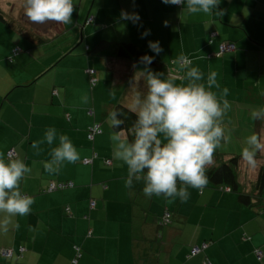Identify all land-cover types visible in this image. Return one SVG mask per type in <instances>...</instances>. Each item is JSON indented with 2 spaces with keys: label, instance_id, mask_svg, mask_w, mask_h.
I'll return each instance as SVG.
<instances>
[{
  "label": "crops",
  "instance_id": "0c3cea01",
  "mask_svg": "<svg viewBox=\"0 0 264 264\" xmlns=\"http://www.w3.org/2000/svg\"><path fill=\"white\" fill-rule=\"evenodd\" d=\"M23 4L0 0V9L18 30L37 33L45 42L34 44L0 23V157L6 160L13 149L32 169L20 190L34 203L29 215L11 217L7 231L0 228V251L14 252L11 259L0 252V264H264V213L254 214L236 194L211 185L203 191L189 188L186 203L146 198L142 181L126 188L127 168L112 157L108 122L117 104L129 107V82L144 67L116 56L122 44H132L159 63L148 67L163 73L161 79L186 83L184 70L172 64L181 54L204 73L205 83L210 70L218 73L220 90L229 89L231 109L223 118L230 139L216 152L241 157L245 139L253 133L264 145V121L251 116L264 107V0H220L212 15L188 17L181 16L183 6L162 0H73L67 25L33 24ZM122 10L137 13L139 22L121 19ZM221 10L223 16H216ZM145 31L150 34L142 38ZM149 41H158L163 51L153 53ZM224 43L236 50L219 56ZM15 47L20 53L10 62ZM89 69L95 71V87ZM138 90L146 91L143 79ZM94 123L103 133L89 141L87 131ZM50 127L57 130L51 147L58 145L59 135H67L80 155L78 162L65 163L52 175L42 166L50 159V146L42 144L39 155L31 148ZM95 153L98 158L85 165L84 159ZM260 155L264 147L257 151L255 167L242 160L245 192L251 191ZM53 183L71 186L45 193ZM166 211H171L172 223L160 229ZM3 220L0 214V224ZM205 243V251L186 260L193 247Z\"/></svg>",
  "mask_w": 264,
  "mask_h": 264
},
{
  "label": "clouds",
  "instance_id": "9594fccd",
  "mask_svg": "<svg viewBox=\"0 0 264 264\" xmlns=\"http://www.w3.org/2000/svg\"><path fill=\"white\" fill-rule=\"evenodd\" d=\"M166 5H181V16L188 17L198 13L212 15L220 0H162ZM24 15L33 24L55 22L72 23L74 12L73 0H24ZM216 16H223V11H215ZM121 19L138 23L137 13L122 10ZM167 26V22H165ZM150 31L142 34L146 36ZM149 49L159 55L163 51L159 42L148 43ZM153 57L144 55L138 64L144 65L129 82L131 103L129 111L136 119L131 127L121 128L127 115L120 109L108 114L112 128V157L122 162L127 168L124 186L131 188L135 182H143V194L146 198L163 196L165 199H178L186 203L190 198L189 188L203 191L209 183L207 166L214 162V154L230 139L225 135L223 118L231 109L226 98L229 89L220 90L217 82L218 73L209 71L205 81L204 73L192 67V60L181 54L172 60L184 70L181 77L186 83L177 84L174 78L161 79L163 73L152 71L148 66ZM135 67V65H134ZM143 79L146 91L138 90ZM215 87L219 93L211 91ZM264 95V93H262ZM88 98L84 97V103ZM254 120L264 121V107L252 111ZM116 129H120L116 131ZM57 140V130L48 128L42 140L33 141L31 148L35 154L42 151L45 142L50 146V159L42 162L48 174H58L65 163L75 164L80 160L77 149L67 135H59L58 145L51 147ZM246 146L241 150V159L255 167L256 154L264 145L257 134L245 139ZM32 169L21 159L9 156L7 161L0 157V214L4 216L0 228L7 231L11 217H25L31 213L34 200L20 190L21 182ZM16 227L20 225L17 223Z\"/></svg>",
  "mask_w": 264,
  "mask_h": 264
},
{
  "label": "trees",
  "instance_id": "16d2710c",
  "mask_svg": "<svg viewBox=\"0 0 264 264\" xmlns=\"http://www.w3.org/2000/svg\"><path fill=\"white\" fill-rule=\"evenodd\" d=\"M92 19V18H90ZM0 23L6 25L9 28H13V29H17V23L16 21H14L11 16H9L8 14H6L5 12H3L0 9ZM93 23V19L92 22H90L89 24ZM18 30V29H17ZM19 34H21L22 36L26 37L29 41H31L34 44H39V43H43L45 42V39L40 35H38L37 33H34L32 31H26L23 32L22 30H18L17 31ZM227 44V43H224ZM223 45V44H222ZM221 45V46H222ZM233 45V44H232ZM220 46V48H221ZM236 50V48H235ZM19 49H17L16 47L11 49V54L9 57V61L13 62L14 58L20 53L18 52ZM234 51V50H233ZM230 51L221 53L220 49H219V56L228 53ZM146 55L145 53H143L142 51H140L136 46L132 45V44H122L119 49L117 50L116 56L120 59H131L133 61H139V58ZM151 65H155L158 66L159 63L156 62L155 60H153ZM88 72V76L90 78V84L92 87H95L97 84V80L95 78V71L94 70H87ZM30 87V86H29ZM28 88V86H27ZM55 92V90L53 91ZM120 109L121 111H124L127 115V119H125L123 116H118V119H122L124 120V124L121 126V128L123 129H127L129 127H131V125L134 123L136 116L134 113H131V111H129V107L123 103H119L117 104V106L113 109ZM89 115H94L93 111L90 110L89 111ZM68 120H70L68 118ZM70 122V121H69ZM120 129H116V131H119ZM102 129L100 127L99 123H94L92 127H90L89 131H87V138L89 141H93L95 136L97 134H101ZM11 156L13 158H16V152L12 149L10 151L7 152L6 155V160L7 158ZM98 158V154L95 153L94 157H92L91 159H84V164L85 165H91L94 162V159ZM261 160L259 161V163H257L258 165V170L255 176V179L253 182H249L250 186H251V191L249 192H245L244 190H246V186L245 185H241V167H242V159L240 156L234 155V156H228L224 153H220V152H215L214 154V162L207 166L206 168V174L208 176L209 179V183L207 185H211L217 189H222V190H227L229 192H232L234 194H236L240 200L241 203H243L244 205H246V207H248L250 210H252L254 212V214H262L264 213V156L260 155ZM85 161H88V163H86ZM107 161V159L105 160ZM111 161H107V164L110 165ZM55 188L53 189H47V191L45 193H52V192H56L59 190H63L66 188H60V185H63V183H59V184H55L53 183ZM52 185V184H51ZM94 203H92V206L94 207ZM168 215V217H167ZM172 223V213L171 211H166L162 217H160V221L158 226L160 227V229L167 227L168 225H170ZM160 236V235H159ZM209 243H205L202 246H195L193 247L190 252L186 255V260H190L193 257L199 255L200 253H202L203 251H205L208 247ZM198 248L199 251L196 254H193V249ZM77 254H80V248L79 247H75ZM7 250V249H1L0 252ZM12 255L10 257H4L2 255L3 258L5 259H11L14 256V252H12ZM256 256L258 258L259 261H261L262 258V252L261 250H257L255 251ZM81 255V254H80ZM79 255V256H80ZM78 256V258H79ZM75 263H77V260L74 261ZM206 264H211L210 262L206 263Z\"/></svg>",
  "mask_w": 264,
  "mask_h": 264
},
{
  "label": "built area",
  "instance_id": "2783aa9c",
  "mask_svg": "<svg viewBox=\"0 0 264 264\" xmlns=\"http://www.w3.org/2000/svg\"><path fill=\"white\" fill-rule=\"evenodd\" d=\"M88 22L89 23L92 22V19H89ZM233 50H235V46L232 45V44H223L221 46V48H220L221 53H224V52H227V51H233ZM85 162L88 163V161H85ZM69 186H71V184L70 185L69 184H67V185L66 184H63V185H60L59 187L60 188H67ZM53 188H55L54 184L50 185V188L49 189H53ZM167 217H168V215H167ZM198 251H199V249L198 248H195V249H193L192 252H193V254H196ZM1 253H2V255L4 257H10L12 255L11 251H9V250H4Z\"/></svg>",
  "mask_w": 264,
  "mask_h": 264
},
{
  "label": "rangeland",
  "instance_id": "374dc122",
  "mask_svg": "<svg viewBox=\"0 0 264 264\" xmlns=\"http://www.w3.org/2000/svg\"><path fill=\"white\" fill-rule=\"evenodd\" d=\"M48 23H50V22H48ZM49 25H50V24H49ZM80 46H81V45H80ZM85 46H86V44H84V47H85ZM258 100H259V99H257V101H258ZM218 149H219V148H218ZM218 149H217V150H218ZM217 150H216V151H217Z\"/></svg>",
  "mask_w": 264,
  "mask_h": 264
}]
</instances>
